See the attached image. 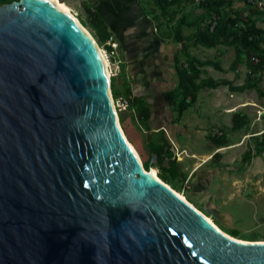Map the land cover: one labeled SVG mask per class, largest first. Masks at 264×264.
<instances>
[{"label":"water","instance_id":"water-1","mask_svg":"<svg viewBox=\"0 0 264 264\" xmlns=\"http://www.w3.org/2000/svg\"><path fill=\"white\" fill-rule=\"evenodd\" d=\"M91 37L54 1L0 3V264H264L141 169Z\"/></svg>","mask_w":264,"mask_h":264},{"label":"rangeland","instance_id":"rangeland-1","mask_svg":"<svg viewBox=\"0 0 264 264\" xmlns=\"http://www.w3.org/2000/svg\"><path fill=\"white\" fill-rule=\"evenodd\" d=\"M90 1L93 3L89 0H68L65 3L92 34L93 28L83 8L85 3L95 9L97 0ZM200 1L202 0H179L168 14H163L155 7L153 0H136L139 7L142 5L154 11L151 16L142 12L155 26V23L159 25L158 34L175 42L173 65L176 57L180 66H187V55L182 50L185 48L191 56L216 61L221 66L218 70L209 64L198 65L195 82L205 77H226L233 84L244 82L251 69L254 70V65L260 62L256 53L244 54L242 61L233 67L234 45L220 43L207 47L192 39L177 46L178 42L173 39L178 24L181 25L180 34L188 37L197 26L214 24L213 20L218 14L208 12ZM219 14L226 17L240 16L254 23L263 29L264 37V8L255 3L228 0L219 9ZM98 46L107 63L110 83L113 81L118 91V96H112V100L114 99V108L124 137L135 149L143 169L146 168L145 161H149L148 171H153L159 178L156 159L150 163L151 151L147 142L148 135L152 143H163L164 136L162 138L161 130L151 128L149 122L146 125L149 128L145 129L139 123L132 105L124 103L123 99L128 100V95L125 94L128 79L119 75L123 71L118 46L120 59L114 60L109 56V61L102 45ZM156 63L163 84H166V91L175 89L178 82L175 70L170 72L169 68L165 69L164 60ZM253 76L259 77L258 85L264 88V69H255ZM156 96V93L152 94L151 104L158 116L160 114L168 118L163 123L164 132L173 148L171 158L175 157L179 169V175L170 179L167 185L202 214L212 217L213 222L230 236L232 231H236L237 239L264 240V151L256 153L255 150V144L264 129V96H259L254 88L238 92L231 91L227 85L204 87L198 90L195 101L181 115L174 104L162 98L163 95ZM157 105L159 108H156ZM235 112L247 117L240 127L232 126V115ZM222 132L227 137V143L217 147L211 138H218ZM247 151L249 154L244 160L242 157ZM215 152L217 154L212 156Z\"/></svg>","mask_w":264,"mask_h":264},{"label":"trees","instance_id":"trees-1","mask_svg":"<svg viewBox=\"0 0 264 264\" xmlns=\"http://www.w3.org/2000/svg\"><path fill=\"white\" fill-rule=\"evenodd\" d=\"M10 0H0V3L8 2ZM155 7H157L160 12L163 14H168L170 12V8L177 3L179 0H153ZM228 2V0H202L200 3L205 6L208 12H214L218 14L211 25L210 23L207 26H197L196 29L192 32L191 36H183L179 32L180 24L175 28V35L173 39L176 42H184L187 40H195L202 46L213 47L218 44H226V45H234L235 48V59L232 62V66H236L243 59L244 54H249L250 52H254L260 58V62L254 65V70L247 74L244 82L240 84H233L229 78L221 77V78H213V77H205L200 79L198 82L194 81L196 75H198V65L209 64L214 66L216 69H220L221 66L212 60H200L197 59L190 54L187 53L186 49L183 48V52L187 55V66L182 67L177 62V58L174 57V70L176 72L178 82L175 89L167 91L166 95H168L172 104L176 106L177 112L179 115L196 99L197 92L199 89L204 87L216 88L220 85H227L231 91L242 92L245 89L254 88L259 96H264V88L258 85L259 77H254L255 69H264V37H263V29L261 27L256 26L254 23L249 22L241 18L240 16L231 17V16H223L219 14V9L224 7V5ZM142 11L147 15H153L154 11L152 9H146L142 5H140ZM83 8L85 9V14L88 22L93 28L92 35L95 38L96 42L99 45H103L104 48L109 51L111 49L110 45L106 44V40L110 38L111 33L108 30L107 24L104 19L101 17L99 12L89 7L87 4H83ZM240 22L241 24H236ZM82 23V22H81ZM156 27H159L157 23ZM84 25V24H83ZM112 96H118V91L114 86V82L110 83ZM125 94L128 95V101L132 105L137 119L140 124L146 127L148 120L151 116V105L149 101L140 95H133L131 93V89L129 84L125 85ZM132 97V98H131ZM131 98V99H130ZM246 115L240 112H235L232 115V126L240 127L243 124V119H246ZM213 143L217 147L225 146L227 143V137L222 132L219 137L213 136L211 138ZM151 154L157 153L159 155L162 150V144L160 143H152L150 141V136L148 135V142ZM256 153H260L264 151V129L262 130V134L260 139L257 140L255 144ZM215 152L212 156L216 155ZM249 151L244 153L243 159H247ZM149 157V159H150ZM168 166H163V158L160 156L157 161L158 171V179H161L166 184L170 179H175L179 175L178 162L173 158H168ZM149 161H145L146 171L149 169ZM144 167V166H143ZM228 233V232H227ZM232 237H236V231H232Z\"/></svg>","mask_w":264,"mask_h":264},{"label":"crops","instance_id":"crops-1","mask_svg":"<svg viewBox=\"0 0 264 264\" xmlns=\"http://www.w3.org/2000/svg\"><path fill=\"white\" fill-rule=\"evenodd\" d=\"M89 2L93 3L90 0ZM96 2L95 9L104 19L118 44L123 71L119 75L128 79L133 95H140L150 101L151 116H155L156 112L150 100L152 94L156 93V97L163 95L162 98L168 100L166 84H163L156 61L164 60V68L167 70L169 68L172 72L175 42L158 34L157 27L142 12L136 0H97ZM180 44L182 42H178L177 46Z\"/></svg>","mask_w":264,"mask_h":264},{"label":"flooded vegetation","instance_id":"flooded-vegetation-1","mask_svg":"<svg viewBox=\"0 0 264 264\" xmlns=\"http://www.w3.org/2000/svg\"><path fill=\"white\" fill-rule=\"evenodd\" d=\"M167 96V99H168V102L171 103L168 95ZM158 108V106L156 107ZM165 119H168L165 115H162L158 116V113H157V110H156V115L155 116H150L148 122H149V125L151 126H159L157 130H161V136L163 138V133H164V130L165 128L163 127V123L165 122ZM162 144V150L160 151L159 155L157 153L156 154V160L161 156L163 158V161L165 159H168V158H171L172 157V153H173V148H172V145L171 143L169 144V142L167 141V139L163 138V143H160Z\"/></svg>","mask_w":264,"mask_h":264},{"label":"bare ground","instance_id":"bare-ground-1","mask_svg":"<svg viewBox=\"0 0 264 264\" xmlns=\"http://www.w3.org/2000/svg\"><path fill=\"white\" fill-rule=\"evenodd\" d=\"M51 1H54V2H56L57 4H59V5H61L62 7H64L65 9H67L68 11H70L74 16H75V14L71 11V9H70V7L65 3V1L64 0H51ZM76 17V16H75ZM77 18V17H76ZM78 19V18H77ZM78 21H79V19H78ZM80 22V21H79ZM81 23V22H80ZM82 25V24H81ZM83 26V25H82ZM84 27V26H83ZM85 28V27H84ZM86 29V28H85ZM87 30V29H86ZM91 39L93 40V42L96 44V46L98 47V49H99V51H100V54H101V57H102V60H103V63H104V66H105V69H106V72H107V75H108V80H107V84H109V81H110V77H109V71H108V67H107V63H106V60H105V58H104V56H103V54H102V51H101V49L99 48V46H98V44H97V42L95 41V39L93 38V37H91ZM112 102H114V99L112 100ZM114 105V104H113ZM114 107V106H113ZM125 108V107H124ZM114 110H115V108H114ZM115 113H116V111H115ZM116 118H117V121H118V116H117V113H116ZM118 124H119V121H118ZM120 125V124H119ZM120 128H121V126H120ZM121 130H122V128H121ZM122 133H123V131H122ZM124 135V134H123ZM126 139V138H125ZM126 141H127V139H126ZM128 142V141H127ZM128 144L132 147V149L135 151V149L133 148V146L128 142ZM135 153H136V151H135ZM136 155H137V153H136ZM138 156V155H137ZM139 159V158H138ZM140 161V160H139ZM141 164V163H140ZM141 169L143 170V171H145V172H147L148 174H150V175H152V176H154V177H156V178H158L157 176H156V174L153 172V171H146V170H144L143 169V167H142V164H141ZM178 193V192H177ZM179 194V193H178ZM180 195V194H179ZM181 197H182V195H180ZM204 215V214H203ZM205 216V218L210 222V223H212L216 228H218L219 230H221L214 222H213V220L209 217V216H206V215H204ZM222 231V230H221ZM222 232H224V231H222ZM224 233H226V232H224ZM227 234V233H226ZM229 235V234H228Z\"/></svg>","mask_w":264,"mask_h":264},{"label":"built area","instance_id":"built-area-1","mask_svg":"<svg viewBox=\"0 0 264 264\" xmlns=\"http://www.w3.org/2000/svg\"><path fill=\"white\" fill-rule=\"evenodd\" d=\"M247 1H249L250 3H255L257 6L264 8V0H247ZM106 42H107L106 44L110 45L111 49L109 51H107L103 45H102V47L104 48L103 51H104L108 61H109L110 57H113L114 60L120 59L119 54L117 52V46L118 45H117L116 40L113 38V36H110V38L107 39ZM252 58H254V57H252ZM123 101H124V103H126V105L130 104V102L126 99H123ZM124 107H126V106H124Z\"/></svg>","mask_w":264,"mask_h":264}]
</instances>
